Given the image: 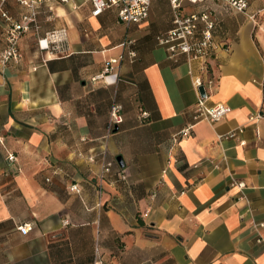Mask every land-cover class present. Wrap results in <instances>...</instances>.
I'll return each mask as SVG.
<instances>
[{
    "label": "crops",
    "instance_id": "0c3cea01",
    "mask_svg": "<svg viewBox=\"0 0 264 264\" xmlns=\"http://www.w3.org/2000/svg\"><path fill=\"white\" fill-rule=\"evenodd\" d=\"M183 6L217 20L207 70L157 42L173 26L168 0L137 24L53 3L41 33L59 18L65 52L29 32L22 61L0 63V264H264V0H249L254 20L221 0ZM2 7L13 21L26 12ZM5 30L0 17V54ZM195 77L224 118L193 119ZM115 104L123 122L108 134ZM104 151L125 165L101 177Z\"/></svg>",
    "mask_w": 264,
    "mask_h": 264
},
{
    "label": "built area",
    "instance_id": "2783aa9c",
    "mask_svg": "<svg viewBox=\"0 0 264 264\" xmlns=\"http://www.w3.org/2000/svg\"><path fill=\"white\" fill-rule=\"evenodd\" d=\"M19 5L26 9L21 15L19 21H13L8 13L3 9L2 5L6 0H0V17L6 21L5 30V46L0 54V63L5 66L9 63H19L23 59V53L20 49V38L23 34L33 32L37 39L38 49L50 53L65 52L68 39L67 27H58L41 33V20L43 16L47 21L53 20V3L69 4L74 7L89 4L91 7V15L99 16L105 10L115 8L117 10L118 20L124 24L140 23L146 20L150 13L152 0H14ZM173 10L172 28L166 33L157 36V42L166 47L168 57L177 61L180 55H186L188 59H199L202 62V69L207 70L210 59L214 56L216 43L214 40V30L217 26V20L214 17L212 10L205 9L201 11L191 12L188 14L182 13L181 8L184 4L196 5L207 1L216 0H168ZM227 8L245 14L251 20L255 19V13H250L249 0H221ZM264 10V7L262 8ZM121 59V57L119 58ZM117 59H112L107 64L105 72H102L97 78H101L111 69V64L116 63ZM212 83V81H209ZM197 91V101L194 106L193 119L197 122L207 120L216 122L226 116L229 108L223 104L213 106L207 105L208 94L205 91V96L199 92V87L203 86L201 77H195L193 81ZM141 120L149 117V114L142 111ZM123 122L122 108L115 104L111 108L108 121L106 123V131L112 133L119 124ZM194 124L188 125L181 130L180 134L185 135L190 133ZM12 159V157H11ZM89 161H93L95 157L89 155ZM102 169L101 177L110 175L115 166H119L116 159H107L104 151L101 156ZM118 180H125L126 175L118 168L116 171ZM50 181V178H46ZM243 187V183H238ZM72 191L80 193V187L73 183L70 186ZM264 226V221L259 223ZM27 225L18 226L21 231H26Z\"/></svg>",
    "mask_w": 264,
    "mask_h": 264
},
{
    "label": "rangeland",
    "instance_id": "374dc122",
    "mask_svg": "<svg viewBox=\"0 0 264 264\" xmlns=\"http://www.w3.org/2000/svg\"><path fill=\"white\" fill-rule=\"evenodd\" d=\"M153 9V8H152ZM155 9V10H154ZM153 10H154V16L156 17V12H157V10H156V8H154ZM183 9L185 10V11H193L194 10V6H191V5H184L183 6ZM149 19H151V15H150V18ZM57 21H59V18H57L53 23H52V25L49 27V29H52L53 27H55V23L57 22Z\"/></svg>",
    "mask_w": 264,
    "mask_h": 264
},
{
    "label": "water",
    "instance_id": "95a60500",
    "mask_svg": "<svg viewBox=\"0 0 264 264\" xmlns=\"http://www.w3.org/2000/svg\"><path fill=\"white\" fill-rule=\"evenodd\" d=\"M199 92H200V94L202 96H205V90H204L203 86L199 87ZM116 161H117V163L119 164L120 167H124L125 164H124V161H123V158H122L121 155H118L116 157Z\"/></svg>",
    "mask_w": 264,
    "mask_h": 264
},
{
    "label": "bare ground",
    "instance_id": "6f19581e",
    "mask_svg": "<svg viewBox=\"0 0 264 264\" xmlns=\"http://www.w3.org/2000/svg\"><path fill=\"white\" fill-rule=\"evenodd\" d=\"M59 14L63 15L65 13V11L60 7L58 8Z\"/></svg>",
    "mask_w": 264,
    "mask_h": 264
}]
</instances>
